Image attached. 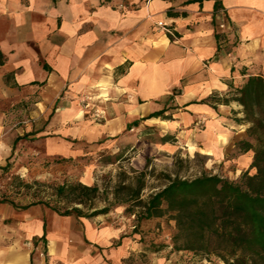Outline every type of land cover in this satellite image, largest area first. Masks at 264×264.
I'll return each instance as SVG.
<instances>
[{
  "label": "crops",
  "instance_id": "1",
  "mask_svg": "<svg viewBox=\"0 0 264 264\" xmlns=\"http://www.w3.org/2000/svg\"><path fill=\"white\" fill-rule=\"evenodd\" d=\"M250 77L264 0H0V165L28 131L50 156L156 135L222 158L249 125L234 97ZM137 249L124 225L0 201V264H132Z\"/></svg>",
  "mask_w": 264,
  "mask_h": 264
},
{
  "label": "rangeland",
  "instance_id": "2",
  "mask_svg": "<svg viewBox=\"0 0 264 264\" xmlns=\"http://www.w3.org/2000/svg\"><path fill=\"white\" fill-rule=\"evenodd\" d=\"M93 113L94 118L99 117L98 111ZM16 128L20 129L18 125ZM34 134L22 132L12 155L0 165L8 167L6 171L0 170V201H11L18 207L48 203L61 212L77 207L85 214L96 212L89 219L96 220L98 224L124 225L138 244L136 252L127 259L132 264H224L214 255L204 256L176 249L174 221L168 215L138 223L136 214L139 207L134 202H124L128 194L126 188L120 187L134 186L136 177L143 170L147 175L140 193L142 200L166 182L163 177L166 174L173 176L177 173L191 178L205 171L237 180L248 169L251 152L240 153L234 146L224 157L216 159L207 157L197 148H162L157 145L158 137L153 135L148 136L151 141L141 139L136 142L132 139L120 142V147L112 149L96 142H71L78 147L75 155L50 156L44 151V143ZM242 136L245 139L246 133L243 132ZM63 184L96 185L98 190L89 197L77 192L58 194L57 187ZM103 209L107 212H100ZM69 217L76 220L84 218L73 214Z\"/></svg>",
  "mask_w": 264,
  "mask_h": 264
},
{
  "label": "trees",
  "instance_id": "3",
  "mask_svg": "<svg viewBox=\"0 0 264 264\" xmlns=\"http://www.w3.org/2000/svg\"><path fill=\"white\" fill-rule=\"evenodd\" d=\"M234 98L242 106L243 119L249 124L246 138L235 146L240 153L251 152L249 167L237 180L205 171L191 178L166 174L163 175L166 182L142 200L140 193L147 175L143 170L134 186L120 188H126L128 194L124 202H134L139 207L138 223L163 215L174 221L176 249L214 255L224 264H264V79L248 78ZM159 114L162 113H156ZM7 169V165L0 166L1 171ZM97 190L96 185L84 184L57 187L58 194L77 192L87 197ZM31 204L38 203L20 207ZM43 204L63 216L90 218L97 214H85L77 207L61 212L56 206Z\"/></svg>",
  "mask_w": 264,
  "mask_h": 264
},
{
  "label": "built area",
  "instance_id": "4",
  "mask_svg": "<svg viewBox=\"0 0 264 264\" xmlns=\"http://www.w3.org/2000/svg\"><path fill=\"white\" fill-rule=\"evenodd\" d=\"M157 26L160 27L163 31H165L166 33L170 34L173 36V31L172 29L170 28V26H168L167 24H165L163 21H158L157 22ZM227 25L226 23L221 19L220 20V23H219V28L220 29H224L226 28ZM55 264V263H54Z\"/></svg>",
  "mask_w": 264,
  "mask_h": 264
}]
</instances>
